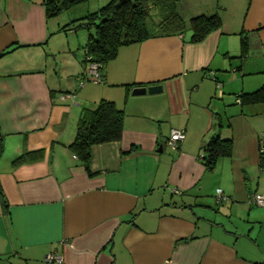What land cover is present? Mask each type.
I'll return each mask as SVG.
<instances>
[{"label": "crops", "instance_id": "obj_1", "mask_svg": "<svg viewBox=\"0 0 264 264\" xmlns=\"http://www.w3.org/2000/svg\"><path fill=\"white\" fill-rule=\"evenodd\" d=\"M178 10L186 21L217 12L221 27L200 41L188 29L123 45L96 82L88 36L83 55L68 36L75 18L48 17L44 0H0V264H52L51 252L64 264H264V207L251 201L264 193V103L239 99L264 86V0ZM153 84L162 91L132 93ZM103 98L124 110V127L91 146L88 172L69 144ZM172 128L186 133L177 148ZM218 135L233 152L208 168Z\"/></svg>", "mask_w": 264, "mask_h": 264}, {"label": "trees", "instance_id": "obj_2", "mask_svg": "<svg viewBox=\"0 0 264 264\" xmlns=\"http://www.w3.org/2000/svg\"><path fill=\"white\" fill-rule=\"evenodd\" d=\"M82 1L87 0H44L46 14L48 17H54ZM178 1L109 0L98 10L73 20L70 23L73 25L70 30L76 31L78 26H85L88 29L84 66L96 64L102 75L101 71L105 65L117 57L119 48L123 45L142 42L152 37L179 35L188 29L192 30L191 40L200 41L221 27V17L217 12L202 13L186 21L178 10ZM156 9L161 14L159 19L154 18ZM64 29L68 30L67 26H64ZM247 50V43L243 41L242 55H245ZM239 99L242 105L264 103V86L253 92L241 93ZM124 117V110L118 108L114 101L105 98L94 107L83 109L78 120L76 136L69 146L83 161L88 172H90L91 146L120 139ZM233 146L234 140L231 137L218 135L211 138L204 147L205 165L214 168L220 157L232 155ZM1 152L2 147L0 154ZM35 153L29 151L15 161L19 163L28 160ZM259 154L261 166H264V154L261 152Z\"/></svg>", "mask_w": 264, "mask_h": 264}, {"label": "rangeland", "instance_id": "obj_3", "mask_svg": "<svg viewBox=\"0 0 264 264\" xmlns=\"http://www.w3.org/2000/svg\"><path fill=\"white\" fill-rule=\"evenodd\" d=\"M109 0H87V1H82L79 2L77 4H74L73 6H71L70 8L62 11L61 13H59L58 15H56L55 17L60 16L61 18H64L62 16L67 17L68 19L72 18H81L83 16L88 15V13H91L96 11L97 9H99L102 4L107 3ZM186 2L183 3V6L186 5V8L188 9H192L195 10L197 7H195V5H193V3H189V4H185ZM156 13V17L154 16V18L159 19L161 14L159 11L154 10ZM86 21V20H85ZM71 23V22H70ZM77 24V23H76ZM189 31V30H187ZM68 36L70 38H72V40H75V47L73 48L76 52L79 53V55H83L84 53V44L82 42H80V46H79V42L78 40L81 39V41H83L85 38L84 36H88V29L85 26H78L75 30H69L68 31ZM83 44V45H82ZM64 54H59L57 57V62H63V64L65 63V58L63 56ZM262 108H264V106H262ZM255 120V119H254ZM254 131V130H253ZM256 131H258L259 134L264 133V119L262 121H259L257 123V129ZM260 225V224H259Z\"/></svg>", "mask_w": 264, "mask_h": 264}, {"label": "built area", "instance_id": "obj_4", "mask_svg": "<svg viewBox=\"0 0 264 264\" xmlns=\"http://www.w3.org/2000/svg\"><path fill=\"white\" fill-rule=\"evenodd\" d=\"M87 72L89 74V78H91L92 80L96 82H101L103 80L102 75L100 74V71L96 64L88 65ZM66 96H70V95H66ZM185 137H186V133L183 129L172 128L170 137L168 139V144L173 148H177L179 142L184 140ZM259 152L264 154V133H261L259 136ZM217 195L218 198L223 197V191L221 188L217 189ZM251 201L264 207V193H259L256 191L253 192L251 194ZM46 260L52 264H64L62 256L56 252L49 253L48 256L46 257Z\"/></svg>", "mask_w": 264, "mask_h": 264}, {"label": "water", "instance_id": "obj_5", "mask_svg": "<svg viewBox=\"0 0 264 264\" xmlns=\"http://www.w3.org/2000/svg\"><path fill=\"white\" fill-rule=\"evenodd\" d=\"M1 55V54H0ZM163 86L161 84H153L149 86H138L133 88L132 93L135 95L146 94V93H157L162 91ZM1 135V132H0Z\"/></svg>", "mask_w": 264, "mask_h": 264}]
</instances>
